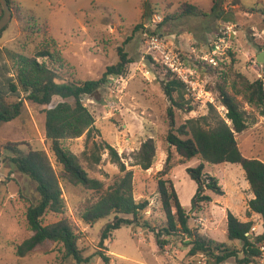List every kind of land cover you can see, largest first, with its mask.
Masks as SVG:
<instances>
[{"label":"rangeland","instance_id":"1","mask_svg":"<svg viewBox=\"0 0 264 264\" xmlns=\"http://www.w3.org/2000/svg\"><path fill=\"white\" fill-rule=\"evenodd\" d=\"M11 2L12 17L0 35V49H13L31 55L44 43L43 34L49 32L63 57V61L49 64L58 69L62 79L100 77L107 65L117 62L116 48L123 45L128 57L132 59L125 74L109 76L108 82L96 94L82 97L83 104L94 117V126L99 130L94 139L115 147L123 155L122 160L127 169H132L133 197L149 201L148 207L140 213L141 221L145 220L154 227L164 222L156 192V179L167 177L172 181L181 205L190 214L189 225L213 240L226 242L236 250L238 257H242V242L228 241L224 232L227 210L241 220L246 219L247 201L252 194L242 168L231 163H204V171L218 176L225 193L217 196L208 191L212 197L211 202L203 204L201 210L192 212L191 198L196 184L186 169L197 166L200 158L196 156L182 161L175 150L168 147L165 136L169 129V108L173 111L175 128L189 118L200 120L201 116H207V122L203 123L206 127L214 124L207 103H212L222 117L226 113L218 97V81L225 79L228 89H231L230 82L235 79L236 73L250 81L257 78L264 81L263 66L256 60L262 50L259 45L264 44V13H261L264 0ZM185 2L195 4L206 15L183 13L182 5ZM214 2L216 6L212 11ZM144 8L147 9V15L141 17ZM156 13L162 16V22L158 25L150 21ZM140 21L147 27L146 30H134ZM229 24L233 25L236 33L230 41L231 46L221 57L219 67L210 68L201 57L207 54L208 41ZM152 31L160 35L170 48L185 54V59L190 58L187 62L194 71L197 88L203 91V96L208 97L196 99L187 91L185 100L193 106L191 111L178 109L171 96L163 90L162 79L167 70L161 62L160 54L147 48L146 41ZM7 64L10 65V62L2 52L0 83L4 81L1 66ZM236 98L245 111L247 123L246 129L235 135L239 149L244 156L264 160V113L246 103L240 95H236ZM8 99L15 98L9 95ZM61 100L59 96H53L48 105L25 101L18 117L0 123V264H79L64 258L62 246L50 241L24 257L15 254L16 244L32 233L27 226L25 212L29 205L37 201L38 193L35 182L18 172L10 162L9 157L13 153L7 147L14 143L22 152L44 149L50 154L45 140L43 110ZM65 100L73 102L72 98ZM148 137L156 142V158L150 168L142 170L138 165H133L131 153ZM84 140L85 135H82L65 140L63 145L79 155L84 149ZM168 150L172 167L166 175H162ZM117 170L118 167L110 161L105 151L101 155V162L89 174L107 182ZM89 195L90 192L79 185L63 183L66 214L81 232L78 246L84 255H91L99 249L101 229L114 217L112 213L92 224L83 222L79 217L80 204ZM58 218V215L48 213L42 221L46 224ZM251 219L253 226L261 222L259 216L254 214ZM185 239L181 236L169 237L168 244L160 250L154 242L153 233L148 229L140 225H124L112 232L111 240L104 241L105 248L102 251L109 256L108 263L93 255L88 262L80 264H235L234 257L215 263L213 258L203 253L189 255ZM249 264H264V256L259 252Z\"/></svg>","mask_w":264,"mask_h":264},{"label":"trees","instance_id":"2","mask_svg":"<svg viewBox=\"0 0 264 264\" xmlns=\"http://www.w3.org/2000/svg\"><path fill=\"white\" fill-rule=\"evenodd\" d=\"M12 10L11 0H7ZM216 2L212 6L215 9ZM182 11L191 15H206L198 6L183 3ZM264 13V10H261ZM2 7L0 5V15ZM147 15L144 8L141 17ZM34 20L33 18H30ZM166 18H164L165 20ZM36 22V21H35ZM162 20L158 23L161 24ZM142 21L138 22L134 30L147 29ZM154 24V25H156ZM7 26V25H6ZM6 26L0 30V35ZM156 34L154 31L151 34ZM44 43L31 55L23 54L13 49H0L4 52L10 65H2L3 82L0 83V123L15 119L20 115L25 101L37 105H48L53 96L63 100L54 106L44 108V132L50 154L44 149H28L20 151L16 145L9 144L8 149L13 153L9 157L15 169L29 177L36 185L38 199L27 207L26 223L32 232L27 238L15 246V254L19 257L32 254L37 247L45 242L58 243L62 246L63 257L72 259L76 263H86L93 255L99 256L104 263L109 262V256L103 253L104 241L111 240L112 232L122 226L140 225L153 233L156 246L162 250L168 244L169 237H185V244L189 246L188 254L203 253L214 259L215 263H222L230 257L235 258V264H249L259 254V243L264 240V160L258 157L244 156L238 146L236 134L247 127L245 111L241 108L236 95L250 105L264 113V81L257 78L250 81L240 73L230 82L231 89L225 79L216 83L221 105L226 109L222 117L212 103H207V110L214 124L204 127L207 116L198 119H187L175 128L174 115L168 109L169 129L165 140L179 155L182 161L198 156L200 162L195 167H188L187 174L195 181L196 188L191 198L190 210L199 211L203 204L212 200L211 193L222 196L225 188L218 176L204 171V163L238 164L247 181L252 197L247 201L245 220L236 217L227 210L225 215V237L228 241L242 242V257L237 256L226 242L216 241L199 232L198 228L189 225L190 214L181 205L172 181L160 176L156 179V192L159 197L164 222L158 227L151 226L147 221H141L140 213L148 207L146 198L136 200L133 197V171L127 169L123 155L115 147L105 141L95 140L99 130L94 126V117L83 104L82 97L94 95L100 87L107 83L109 76L125 74L128 64L132 61L128 57L123 45L117 46V62L107 65L98 78L85 80L62 79L58 69L50 63L63 61V57L56 46V41L49 32L43 34ZM128 40V39H127ZM125 44V43H124ZM264 50V44L259 45ZM185 58V54H182ZM185 56V57H184ZM188 60L190 58H187ZM209 63L208 67L218 68ZM10 72L11 74H8ZM264 76V72H263ZM164 92L171 96L173 104L178 108L191 111L193 106L185 100L188 88L185 83L177 79L172 73L164 74L162 79ZM14 100H9L8 96ZM72 98L73 102L65 99ZM187 104V106H185ZM85 135L84 149L79 155L63 145L65 140ZM118 170L112 178L105 182L89 174L101 162L104 152ZM156 142L148 137L140 143L137 150L131 153L133 165L142 170L152 166L156 158ZM171 154L167 151L162 175L171 169ZM63 183L79 185L90 192V195L80 206L79 217L86 224H92L101 218L114 214L111 221L105 223L99 236V249L91 255H84L78 246L81 232L72 219L66 214V201L63 196ZM58 215L55 221L44 224L43 217L48 214ZM261 219L262 231L258 234L250 232L253 226L252 215Z\"/></svg>","mask_w":264,"mask_h":264},{"label":"built area","instance_id":"3","mask_svg":"<svg viewBox=\"0 0 264 264\" xmlns=\"http://www.w3.org/2000/svg\"><path fill=\"white\" fill-rule=\"evenodd\" d=\"M161 18L162 16L156 13L152 16L150 21L152 23H158L161 21ZM235 34L232 24L226 25L223 29H220V31L208 41L207 54L201 57L202 60L213 66H217L219 62L218 57L221 59V57L225 55L226 51L231 46L230 41ZM146 42L147 48L150 51L158 52L160 54L159 56L164 68L172 73L177 79L185 83L188 91L194 98L199 99L201 97H206L205 95L203 96V91L197 88V82L193 76L194 71L188 65V59L183 58L180 52L170 48L158 34L150 35ZM256 230V226L250 228V232L258 234L259 232ZM258 248L260 254L264 256V240L259 243Z\"/></svg>","mask_w":264,"mask_h":264},{"label":"water","instance_id":"4","mask_svg":"<svg viewBox=\"0 0 264 264\" xmlns=\"http://www.w3.org/2000/svg\"><path fill=\"white\" fill-rule=\"evenodd\" d=\"M0 5L2 7V14L0 15V30H1L9 23L12 17V11L8 5L7 0H0ZM256 60L258 63H260L263 66L264 69V50H261L258 53Z\"/></svg>","mask_w":264,"mask_h":264},{"label":"crops","instance_id":"5","mask_svg":"<svg viewBox=\"0 0 264 264\" xmlns=\"http://www.w3.org/2000/svg\"><path fill=\"white\" fill-rule=\"evenodd\" d=\"M256 228H257V232H261L262 231L261 222H260V224L256 225Z\"/></svg>","mask_w":264,"mask_h":264}]
</instances>
